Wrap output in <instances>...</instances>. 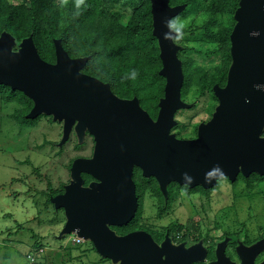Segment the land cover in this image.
I'll return each instance as SVG.
<instances>
[{
  "label": "water",
  "instance_id": "water-1",
  "mask_svg": "<svg viewBox=\"0 0 264 264\" xmlns=\"http://www.w3.org/2000/svg\"><path fill=\"white\" fill-rule=\"evenodd\" d=\"M147 1L161 63L158 75L164 79L155 119L136 97L121 99L107 83L82 73L88 58H70L58 40L55 61L47 63L31 37L16 43L1 32L0 86L31 101L26 119L45 116L61 124L58 148L71 136L78 145L86 136L92 139L91 157L74 159L63 193L49 199L64 215L57 239L72 235L88 242L99 259L110 264H189L166 245L167 238L157 246L142 231L119 235L112 228L126 226L136 213L135 170L145 179L153 178L164 199L171 183L185 187L183 173L193 178L188 189L204 190L223 177L233 182L238 172L264 177V91L255 88L264 85V0H238L225 85L212 87L217 104L210 119L197 125L193 140L171 132L178 124L176 113L192 104L181 99V47L165 36L171 32L166 23L185 5ZM216 168L220 171H212ZM210 171L215 178L205 183ZM82 175L93 181L85 186Z\"/></svg>",
  "mask_w": 264,
  "mask_h": 264
},
{
  "label": "trees",
  "instance_id": "trees-1",
  "mask_svg": "<svg viewBox=\"0 0 264 264\" xmlns=\"http://www.w3.org/2000/svg\"><path fill=\"white\" fill-rule=\"evenodd\" d=\"M237 3L238 0H169L171 7L185 5L175 18L185 24L191 19L193 21L190 22V33L182 29L183 38L174 40L181 47L177 56L184 75L181 88L183 101H187L189 93L205 96L212 102L209 110L214 109L216 99L212 87H222L226 81L230 64L229 35L234 25L232 16ZM3 31L9 33L16 43L31 37L39 57L47 63L55 61L54 41L58 40L70 58H88L82 73L107 83L112 93L121 99L136 97L141 108L155 119L158 100L163 96L164 79L158 75L161 63L157 41L152 36L150 4L147 0H84L78 5L73 0L62 4L57 0H20L16 8L0 0V33ZM194 57H200L202 62L217 60L218 64L209 74L201 62L200 65L194 64ZM132 70L137 73L134 79L128 75ZM192 84L195 90L191 88ZM0 102L19 107L11 115L18 125L33 126L41 118L51 121L50 117L45 116L35 120L26 119L32 108L31 101L8 87L0 86ZM196 127L197 124L193 125V132ZM174 134L178 138L189 137L180 136L179 132ZM133 178L138 207L126 226L112 228L119 235L142 227L143 196L155 201L161 198L153 178L144 179L138 170L134 171ZM62 192L63 187L57 192L48 190L43 193L46 208L50 206L53 209L49 197ZM170 197L169 194L167 203ZM54 212L62 213L61 210ZM37 246H34L35 249L41 247ZM87 249L94 252L91 244Z\"/></svg>",
  "mask_w": 264,
  "mask_h": 264
},
{
  "label": "rangeland",
  "instance_id": "rangeland-1",
  "mask_svg": "<svg viewBox=\"0 0 264 264\" xmlns=\"http://www.w3.org/2000/svg\"><path fill=\"white\" fill-rule=\"evenodd\" d=\"M4 1L15 8L20 5V0ZM57 1L60 4L67 2V0ZM73 1L78 5L84 0ZM190 22L193 23L192 19L183 28L185 33H190ZM199 58L194 57L196 62L194 64L200 65L201 62L211 74L213 66L218 64L217 60L207 59L202 62ZM194 86L192 84L191 88L195 90ZM207 99L205 96L187 94L186 102L192 106L176 113L175 119L178 124L173 129V133L179 132L180 136H191L194 133L193 125L206 121L213 111V109L209 110L212 102ZM17 108L19 107L13 103L4 105L0 102V238L5 240L7 236L4 234L8 232L11 233L10 240L16 242L25 239V244L16 248L1 245L0 264H70V262L71 264H78V262L97 264L98 255L91 249H87L90 248V243L74 244L69 241L68 236L57 239L64 223V216L61 212L55 213L50 206L46 208L44 205L46 197L42 196L48 190L57 192L68 183L69 166L72 161L91 154L93 146L91 138L87 137L84 144L76 145L74 137L71 136L58 148L61 133L58 123L41 118L33 126L18 125L11 117ZM52 144L56 146L51 147ZM254 180L258 183L262 179L259 177ZM257 183H249L248 187L263 193L264 184H259L256 188ZM213 189L215 191L212 192L211 201L202 197L204 191L193 189L188 198L184 197L186 194L180 193L173 197L172 201L169 200L167 206H165L164 198L155 201L143 196L142 220L151 224L153 220L155 221V217L161 220L165 218L162 222L165 225L177 215L179 221L184 223L189 208L194 207V210L203 208L205 213L209 209L212 211V206L217 207L212 203L216 197H219V202L221 201L220 207L225 203H232L230 204L232 207L247 210L249 204L227 198L230 196L227 193L231 190L238 192L241 190L240 187L227 183L219 184ZM180 190L176 188L177 192ZM246 197L243 196L242 200L247 202L249 200ZM251 204L253 205L251 207L256 208L258 201L255 199L251 201ZM20 208H22L21 213ZM210 218L212 219V215ZM37 245L41 247L34 250L31 248Z\"/></svg>",
  "mask_w": 264,
  "mask_h": 264
},
{
  "label": "flooded vegetation",
  "instance_id": "flooded-vegetation-1",
  "mask_svg": "<svg viewBox=\"0 0 264 264\" xmlns=\"http://www.w3.org/2000/svg\"><path fill=\"white\" fill-rule=\"evenodd\" d=\"M210 117L211 115L204 122H207ZM58 125L60 126L61 132V124ZM261 136L264 137V129ZM87 137L89 136H86V138ZM195 138L196 130L187 139L193 140ZM85 140L83 144L85 143ZM54 145L56 146V144ZM76 145H78L77 142ZM92 149L91 154L88 157L79 158H90L92 155ZM82 177L84 179L85 186L93 181V179L88 176L82 175ZM258 178L259 176L254 173H250L248 176H243L241 172H238L233 182H230L227 178L223 177L218 179L215 186L217 187L219 184L232 183L235 184L236 187H240L241 190L238 192L231 190L227 193V195H230L227 196V198L236 199L238 201L240 200V203L245 202L249 204L247 210L238 209L236 206L232 207L230 206L232 203H225L224 206L220 207L221 201L219 202V197H216L214 200L215 202L213 201L212 203L217 205V207L212 206V211L209 209L205 213L203 208L195 210L194 207L189 208L186 215V221L184 223L179 221V217L177 215L171 222L165 225L162 223L165 221V218L161 220L158 219V217H155V221L153 220L151 224L144 222L141 218L140 223L142 227L134 231H142L148 234L157 246H161L165 238H167L169 242L166 245L176 249L177 254L178 252L183 254V261L187 260L189 264H264V192L260 193L257 192L256 189L253 190L248 187L249 183L256 184L257 181L254 182V179L257 180ZM260 178L262 180L257 183L256 188H258L259 184H264V177ZM171 184L167 187L168 193L165 199V206L168 204L167 198L169 197V194L171 195L169 199L171 201L173 197L179 195L180 193H183L184 195L186 194L184 197L187 198L191 195V192L186 191V189H193L177 185L171 186ZM169 188L171 189L170 192ZM176 188H178V190L183 189L184 191L180 190L177 192ZM194 189L198 191L204 190L202 188ZM204 191L206 192L203 193L202 197L211 201V195L215 189L212 188V190L208 189ZM159 194L163 199V195L160 192ZM243 196H247L246 199L249 201H243ZM255 199L258 201V205L256 208H253L251 207L253 206L251 201ZM211 215L212 219L210 218ZM134 231L126 232L123 235ZM97 264H110V262L100 260L98 257Z\"/></svg>",
  "mask_w": 264,
  "mask_h": 264
},
{
  "label": "clouds",
  "instance_id": "clouds-1",
  "mask_svg": "<svg viewBox=\"0 0 264 264\" xmlns=\"http://www.w3.org/2000/svg\"><path fill=\"white\" fill-rule=\"evenodd\" d=\"M166 26L171 30L170 33H165V36L167 38L171 40H179L183 38L184 33L182 29L185 27V23L181 21L179 18H173L169 20L166 23ZM173 33L175 34L174 36L172 35ZM255 34L258 35V33H255ZM128 75H129V78L134 79L137 76V73L135 70H132ZM255 88H257L258 90L264 91V85H255ZM212 171L219 172L220 169L216 168ZM212 171L205 173V183H210L215 178L212 175ZM181 181H183V184L185 185V187H188L192 184L193 178L188 173H183L181 175ZM68 237H72V235Z\"/></svg>",
  "mask_w": 264,
  "mask_h": 264
},
{
  "label": "crops",
  "instance_id": "crops-1",
  "mask_svg": "<svg viewBox=\"0 0 264 264\" xmlns=\"http://www.w3.org/2000/svg\"><path fill=\"white\" fill-rule=\"evenodd\" d=\"M19 211H20V213H21L22 208H20ZM4 225H6V223H4ZM3 233H4V232H3ZM0 234H1V233H0ZM5 234H6V235H5ZM5 234H4V236H7L5 240H3V239L0 238V246H1V245H3V246L10 245L11 247L16 248V247H18V246H21V245H24V244H25V239L22 240V241L17 240V241L15 242V241H13V240H10L11 233H8V232H7V233H5ZM26 242H27V240H26ZM31 248H32L33 250L35 249L34 246H33V247L31 246Z\"/></svg>",
  "mask_w": 264,
  "mask_h": 264
},
{
  "label": "built area",
  "instance_id": "built-area-1",
  "mask_svg": "<svg viewBox=\"0 0 264 264\" xmlns=\"http://www.w3.org/2000/svg\"><path fill=\"white\" fill-rule=\"evenodd\" d=\"M69 241L73 242L74 244H80L82 241H80L79 239H77L76 237L72 236L69 237ZM32 260V259H31Z\"/></svg>",
  "mask_w": 264,
  "mask_h": 264
}]
</instances>
